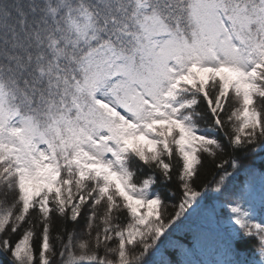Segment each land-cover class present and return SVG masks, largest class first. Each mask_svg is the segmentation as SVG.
Masks as SVG:
<instances>
[{
	"label": "snow or ice",
	"instance_id": "obj_1",
	"mask_svg": "<svg viewBox=\"0 0 264 264\" xmlns=\"http://www.w3.org/2000/svg\"><path fill=\"white\" fill-rule=\"evenodd\" d=\"M0 264H264V0H0Z\"/></svg>",
	"mask_w": 264,
	"mask_h": 264
},
{
	"label": "trees",
	"instance_id": "obj_2",
	"mask_svg": "<svg viewBox=\"0 0 264 264\" xmlns=\"http://www.w3.org/2000/svg\"><path fill=\"white\" fill-rule=\"evenodd\" d=\"M257 164H259V160L257 161Z\"/></svg>",
	"mask_w": 264,
	"mask_h": 264
}]
</instances>
